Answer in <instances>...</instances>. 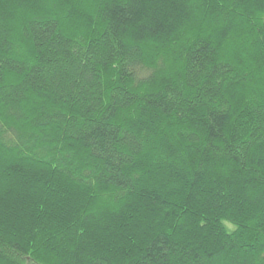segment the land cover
Wrapping results in <instances>:
<instances>
[{
  "label": "trees",
  "instance_id": "1",
  "mask_svg": "<svg viewBox=\"0 0 264 264\" xmlns=\"http://www.w3.org/2000/svg\"><path fill=\"white\" fill-rule=\"evenodd\" d=\"M0 264H264V0H0Z\"/></svg>",
  "mask_w": 264,
  "mask_h": 264
}]
</instances>
